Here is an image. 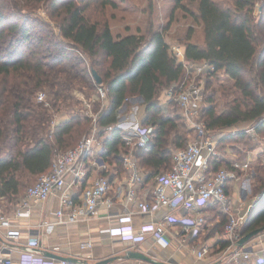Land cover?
<instances>
[{"label": "trees", "instance_id": "16d2710c", "mask_svg": "<svg viewBox=\"0 0 264 264\" xmlns=\"http://www.w3.org/2000/svg\"><path fill=\"white\" fill-rule=\"evenodd\" d=\"M231 1L198 0L195 18L203 27V43L191 42L188 35L184 57L188 62H206L212 73L223 70L232 79L234 91L239 92L222 112H216L211 104L202 106L201 119L207 131L240 129L245 124L255 126L260 138L264 136V32L259 29L264 22L253 16L259 0ZM40 3L57 31L31 15ZM89 3L0 0V199L16 201L29 180L49 170L56 151L66 150L90 133L91 118L61 108L67 100H73V89L91 97L97 84L90 69L101 77L100 85L106 92V105L98 112L96 125L100 156L107 166H112V176L124 170L122 155L128 146L114 125L117 108L129 97L141 99L140 121L152 127L147 144L134 152L139 167L146 172V180L169 169L172 151L189 141L178 131L172 139L173 148L168 147V130L175 128L176 122L170 115L162 116L158 104L159 91L180 84L185 70L169 50L164 36L167 27L150 31L147 37L142 33L114 35L106 21L100 23L91 18ZM101 4L112 2L102 0ZM45 90V101H36L37 93ZM206 99L210 101L211 97ZM96 105L97 112L99 102ZM57 112H61V117L52 124ZM106 130L108 134L104 133ZM246 135L229 134L220 140L218 149L229 147L232 156H236L232 139ZM261 156L251 180L255 193L263 195L251 207L240 228L242 235L264 226ZM221 166L238 171L227 159L210 158V170ZM107 172L103 175L107 176ZM221 214L219 224L224 228L227 217ZM255 264H264V257Z\"/></svg>", "mask_w": 264, "mask_h": 264}, {"label": "built area", "instance_id": "2783aa9c", "mask_svg": "<svg viewBox=\"0 0 264 264\" xmlns=\"http://www.w3.org/2000/svg\"><path fill=\"white\" fill-rule=\"evenodd\" d=\"M173 53L186 67L189 62L185 60L182 48L179 46L173 48ZM203 65L209 67L206 62ZM202 93V84L185 82L171 86L163 92L164 104L166 105V100H174L181 109L183 121L195 134L184 147L172 151L170 168L152 177L154 185L150 201L147 193L140 197L136 194L137 186L144 183L145 175L137 163L134 152L147 144L152 127L141 125L135 114L123 113L129 98L117 108L116 113L117 116H121L122 123L115 124L114 127L120 129L121 139L128 146L122 155V166L126 174L125 190L127 201L132 200L135 208L110 213L109 215L113 214L114 217L104 231L109 238L136 243L144 238V229H149L152 244L166 249L170 246L169 226L180 225L184 233L192 236L205 224L200 209L202 203L215 204L227 217L224 227L226 245L222 250L224 258L215 264H220L222 260L228 264H244L252 256V251L239 246L238 241L242 237L240 223L247 217L249 209L240 214V206L235 204L228 193L229 180L231 178L237 180L236 173L224 166L214 171L209 168L210 158L219 160L232 156V152L229 147L223 151L218 149L220 140L227 136L223 130L213 133L207 131L201 119ZM105 98L104 88L97 85V93L90 102L84 101L85 114L94 120L90 133L83 136L75 146L55 152L49 170L40 174L36 182L25 189L23 197L18 200L10 214H5L0 208V264H71L46 256L45 250L42 249V235L53 231L56 225L97 217L100 203L112 206L113 198L109 196L112 186L109 177L98 175L92 183L83 186L89 167L95 166L99 170L107 167L100 156L101 140L96 125L97 114L106 105ZM36 99L45 101L44 92L39 91ZM94 101L99 102V109L92 113L90 106ZM57 121L53 118L51 123L55 124ZM254 128L255 126L235 128L230 134L249 133L253 138L262 140L264 145V136L259 138ZM51 196L58 200L53 219H43L37 224L29 222L34 204L43 203ZM176 206L189 216H173L172 211ZM159 213L160 218L151 220L139 229L135 228L133 223L135 214L155 216ZM24 224L26 226H23ZM24 227L34 228L35 232L29 231L22 241ZM92 245L91 239L80 242L81 248H91ZM190 249L198 261L204 260L210 254L209 246L205 244L193 245ZM261 253L262 251L259 252L256 262L262 261L264 254ZM79 261L81 264L82 261ZM108 264L134 263L121 261Z\"/></svg>", "mask_w": 264, "mask_h": 264}, {"label": "crops", "instance_id": "0c3cea01", "mask_svg": "<svg viewBox=\"0 0 264 264\" xmlns=\"http://www.w3.org/2000/svg\"><path fill=\"white\" fill-rule=\"evenodd\" d=\"M163 92L159 98V100L161 99L159 105L162 108L163 114H166L169 109L163 102ZM139 111L140 105H136L134 112L131 114H135L138 122L142 125L140 121L141 116L140 118L137 117V112ZM104 133L108 134L109 132L106 130ZM263 153L264 145L259 144L254 150L246 152L247 157L245 160H239L235 155L222 158L231 161L233 164H235V166H237L238 169V171H234L237 175V180H234V182L230 185L228 184L227 190L229 195L233 198L235 204L240 206V214H243L248 208V216L252 205L255 204L259 196L258 194L256 197H249V194L251 193V179L250 176L249 178L247 177V173L245 174V177L242 176L241 173L252 170L255 160H258L260 155H262L261 160L263 161ZM140 169L144 172L142 168ZM105 172L108 173L107 177H109L111 181L112 187L109 191V196L113 198L112 206H107L104 203H100L98 205L97 217L87 220L82 219L75 223L56 225L53 231L42 235V249L54 252L60 256L75 258L77 260L75 263L77 264L80 263L79 260L93 263L109 257L114 258V261L112 262L124 261L132 262L134 264H215L224 258V255H222V250L224 248V244L226 243L224 238V228L222 230L217 228L220 222L219 217L221 218L222 214L220 213L217 205L210 203H202V207H200L205 219V224L197 231L196 234L191 236L187 233H184L181 226L179 225L169 226L168 237L170 239V246L166 249H161L158 246L152 244L151 231L149 229H144V238L140 239L136 243L120 242L117 239L109 238L105 234L104 229L109 224L111 219H113V214L115 212L125 210L126 208L134 209L135 206L134 203H132V200L127 201L125 190L126 174L124 170L120 175L112 176L115 172L110 165H108L104 170H99L95 166H91L89 167V171L86 179L83 182V186L89 185L98 175H103ZM251 174L253 176L254 170ZM144 175V183L137 186L136 194L140 197L143 195V193H147L146 196L150 201L152 196L151 189L154 185V181L152 178L146 180V172H144ZM23 195L24 191L16 201L12 202V209L7 213L4 211L3 212L5 214H10L13 211L15 204L21 197H23ZM0 200L4 201L6 199L2 197ZM57 207L58 200L54 196H51L43 203H35L33 206V214L29 222L32 224H37L43 219H53V214ZM110 213L113 214L109 215ZM160 215V213L155 216L135 214L133 218L134 226L136 229H139L142 225L149 223L151 220L160 218ZM172 215L175 217L184 215L189 216V214H186V212L179 206H176L173 209ZM246 219L247 217L240 223V228H242L243 224L246 222ZM23 226L26 225L24 224ZM29 231L35 232V229H28V227L23 228L22 241L26 238V235L29 233ZM86 239H91L93 241L91 248L80 247V242ZM183 239L184 241H182ZM204 244L209 246L210 254H208L204 260L198 261L190 247L193 245L201 246ZM243 247L251 249L250 251H252V258L260 255V251H262L261 254H264V232L252 238L245 245H243ZM128 250L142 252L152 258L155 263L130 258L127 254ZM220 264L228 263L222 260ZM244 264H249V261L244 262Z\"/></svg>", "mask_w": 264, "mask_h": 264}, {"label": "rangeland", "instance_id": "374dc122", "mask_svg": "<svg viewBox=\"0 0 264 264\" xmlns=\"http://www.w3.org/2000/svg\"><path fill=\"white\" fill-rule=\"evenodd\" d=\"M89 12L91 15V18L93 20H97L98 22L102 23L103 21H106L108 25L111 28V31L114 35H125L129 33H142L145 37L148 36L150 31H161L164 30L165 27H167L166 31H164L165 40L169 45V50L171 53H173V48L175 49L177 46L180 48H184V43L188 35L190 36V41L194 42L198 45H202L203 43V27L199 20L195 18V14H197V5L198 0H110L112 2L111 4L103 6L102 0H89ZM222 3H231V0H217ZM264 0H259L255 4V8L253 11V16L255 17V20L263 19L264 22ZM31 15L35 17L37 20L47 23L50 27H53L55 31H57V26L53 22V20L50 19V17L47 15L46 11L44 10L43 3H40L39 6L31 12ZM263 27H260V31L264 32V24H262ZM261 47L258 48V53L261 52ZM174 54V53H173ZM87 63L89 61L87 60ZM204 61H196L192 62L189 61L186 67H184V77L182 78V82L185 83H194V84H202L203 85V93H202V102L201 106L206 105H212L214 106L216 112H222L224 109H226L227 102L230 101L234 96H239L238 91H234V88L232 86L233 81L228 77V75L223 71L219 70L215 73H212L208 66L204 67ZM88 66V65H87ZM200 68V69H198ZM101 86V85H100ZM165 89L159 91L158 99L161 97L162 92ZM43 92V91H42ZM47 93V91H44V94ZM97 93L96 90L92 93L90 98H86L85 94L82 91H79L77 89H73V100H67L64 104H62L61 108L65 110L66 112L71 113H80L84 116H87L88 118H91L92 126L94 125V120L92 117L88 116L86 113V108L84 106V101L90 102V99H92L93 95ZM47 94H45L46 96ZM207 97H211V100H207ZM37 101V99H36ZM40 102V101H39ZM142 101L138 97H129L127 100L125 109L123 113L131 114L134 112L135 106L140 105ZM161 99L158 101V104H160ZM46 105L47 102L45 103ZM98 102L94 101L91 103L90 111L92 113L96 112V108ZM99 106V105H98ZM166 106L168 107V111L166 114H163L161 112L162 116H172V118L175 119L176 126L175 128H169L168 130V147L173 148L172 139L174 137L175 132H180L183 135H186L187 138L190 140V138L195 134V132L188 128L186 123L183 121L181 117V109L179 108V105L174 100H166ZM61 112H57V114L54 115L53 118H56V120H59ZM141 113L140 111L137 112V117L140 118ZM121 116H117L116 123H122L120 120ZM247 127H251L250 125L243 124L240 126V129H244ZM236 127L224 129L223 132H225L227 135L230 134V132L235 129ZM191 132V133H190ZM192 134V135H191ZM248 137H242V138H233L232 139V146L235 149L236 157L239 160H245L247 157L246 152L254 150L257 145L263 144L261 142L262 140L258 138H253L251 134L246 133ZM85 135V134H83ZM82 137V136H81ZM80 139V138H79ZM79 139L76 141L79 142ZM74 144V145H75ZM172 144V145H171ZM73 145V146H74ZM70 146L69 148L73 147ZM67 147V149H69ZM258 162V160H255V163ZM253 164V169L254 165ZM252 170H249L248 172H242V176H246L252 179ZM242 177V178H244ZM37 178L33 177L31 180H29L23 191L25 189L34 184L36 182ZM234 182V179L231 178L229 180V185ZM251 193L249 194V197L257 196L258 194L255 193L253 189V183L251 180ZM12 202L8 200L1 201L0 200V208L3 209L5 213L10 211L12 209ZM220 220V217H219ZM223 225V224H222ZM219 224L217 228L220 230L223 229V226ZM180 226V225H179ZM249 264H255L257 261V257L250 258Z\"/></svg>", "mask_w": 264, "mask_h": 264}, {"label": "water", "instance_id": "95a60500", "mask_svg": "<svg viewBox=\"0 0 264 264\" xmlns=\"http://www.w3.org/2000/svg\"><path fill=\"white\" fill-rule=\"evenodd\" d=\"M90 74H91L95 84L100 85L101 84V77L98 75V73L94 69H90ZM262 195L263 194H259L257 201L262 197ZM263 229H264V226L255 228V229L243 234L242 237L238 241L239 246L245 245L252 238L259 235L263 231ZM248 250H251V249L248 248ZM44 254L48 257H52V258L57 259V260H65V261H68L70 263L77 262V260L75 258L60 256V255L55 254L54 252H51L48 250H45ZM127 254L130 258H135V259L145 260L147 262L155 263V261L152 258H150L149 256H147L144 253L139 252V251L128 250ZM112 261H114V258L109 257V258L101 259V260L93 262V263H89V262H86L83 260L81 262V264H108V263H111Z\"/></svg>", "mask_w": 264, "mask_h": 264}]
</instances>
